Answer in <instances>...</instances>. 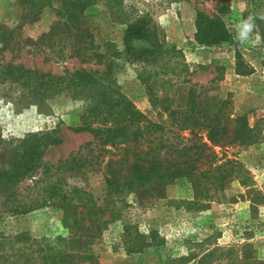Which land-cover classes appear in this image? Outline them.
<instances>
[{
  "label": "rangeland",
  "instance_id": "374dc122",
  "mask_svg": "<svg viewBox=\"0 0 264 264\" xmlns=\"http://www.w3.org/2000/svg\"><path fill=\"white\" fill-rule=\"evenodd\" d=\"M68 1L0 0V32L7 28L13 32L12 49L0 50V60L53 74L82 67L102 69V65L80 63L74 57L57 58L59 34L53 32L66 14L59 16L56 11H64ZM123 4L125 9L131 6L137 14L148 15L166 47L177 49L157 69L151 88L158 98L154 104L138 79L139 65L124 59L116 61L114 77L121 91L143 114L169 127L164 107L169 101L173 105L180 102L189 87L221 98L229 93L231 111L245 114L249 125L255 126L258 138L250 145L214 148L218 156L225 153L239 162L223 189L211 190L207 197L199 196L195 205L187 204L194 194L186 178L166 185L158 197L141 192L138 196L129 195L117 202L116 214L100 233L86 237L88 248L94 251L99 264L125 260L169 264L171 259L191 254L197 259L212 248L217 250L209 257L214 259L211 264H223L224 261L215 258L227 247L233 249L230 262L238 258L264 262V19H261L264 0H123ZM116 10L113 0H92L85 7L86 25L98 41L121 40L124 24L117 18ZM197 12L222 20L232 35L231 41L213 45L198 43L194 38ZM249 16L254 17L256 27L249 40L240 44L234 39L237 26ZM64 51L66 55L69 53L67 48ZM236 55L243 61L241 69L246 71L243 74L235 72ZM213 59L218 62L214 63ZM48 104L49 109L44 112L34 106L15 111L0 91V166L6 160V143L30 132L48 131L57 137V142L44 148L42 159L48 164L91 140L90 133L72 129L84 122V109L79 101L61 94ZM181 134L188 136L186 131ZM100 172H89L88 178L76 179L82 185L87 184L93 194L103 195ZM27 182L29 178L23 184ZM181 199L186 201L180 203ZM61 217V210L53 206L23 214H2L0 233L5 237L0 240V264H23L29 254L27 237L52 241L58 235H66ZM124 226H129L131 231L153 229L160 240L149 243L142 251L128 253Z\"/></svg>",
  "mask_w": 264,
  "mask_h": 264
},
{
  "label": "trees",
  "instance_id": "16d2710c",
  "mask_svg": "<svg viewBox=\"0 0 264 264\" xmlns=\"http://www.w3.org/2000/svg\"><path fill=\"white\" fill-rule=\"evenodd\" d=\"M113 2L117 18L124 24L117 43L98 41L86 25L84 10L92 0H69L64 11H56L59 16L66 14L53 30V34H59L57 58L74 57L80 63L102 65V69L82 67L53 74L0 60V91L15 111L34 106L44 112L49 109L50 99L64 94L79 101L84 109V122L72 129L92 136L66 157L50 164L43 161L42 155L49 143L58 141L51 132H30L6 143V160L0 166V217L53 206L61 210L67 230L66 235H58L52 241L25 238L29 254L23 264H99L85 239L109 224L117 212V202L129 195L138 196L139 192L158 197L166 185L186 178L194 194L187 204L195 205L199 196L207 197L211 190L223 189L238 167L236 159L225 153L218 156L214 148L250 145L258 138L246 115L231 111L229 93L221 98L189 87L180 102L173 105L169 101L164 107L169 127L143 114L121 91L114 77L116 61L124 59L139 65L138 79L154 104L158 98L151 88L157 69L177 49L166 47L148 15L137 14L131 6L125 9L123 0ZM194 25V38L200 44L213 45L232 39L222 20L204 12H197ZM12 33L9 28L0 32V50L12 49ZM242 67L243 61L236 55L235 72H246ZM185 131L188 136H182ZM100 170L103 195L93 194L87 184L82 185L76 179ZM27 178L29 182L23 184ZM123 231L128 253L142 251L149 243L160 240L153 229L131 231L124 226ZM3 237L0 233V240ZM216 250L207 249L197 259L195 254L176 257L169 264H188L191 260L190 264H211L214 259L209 257ZM232 252V248H224L215 260L224 261L223 264H264L256 258L230 262ZM118 264L139 263L125 260Z\"/></svg>",
  "mask_w": 264,
  "mask_h": 264
},
{
  "label": "clouds",
  "instance_id": "9594fccd",
  "mask_svg": "<svg viewBox=\"0 0 264 264\" xmlns=\"http://www.w3.org/2000/svg\"><path fill=\"white\" fill-rule=\"evenodd\" d=\"M261 19H264V17H261ZM255 27L256 24L254 17L253 16L247 17V19L242 21L241 24L237 26V33L234 36V39L240 44H244L251 37V34L253 33Z\"/></svg>",
  "mask_w": 264,
  "mask_h": 264
}]
</instances>
